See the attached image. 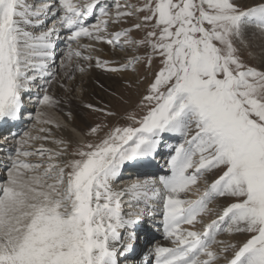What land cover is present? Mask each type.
I'll return each instance as SVG.
<instances>
[{
    "label": "snow or ice",
    "instance_id": "snow-or-ice-1",
    "mask_svg": "<svg viewBox=\"0 0 264 264\" xmlns=\"http://www.w3.org/2000/svg\"><path fill=\"white\" fill-rule=\"evenodd\" d=\"M62 34L68 80L73 60L86 62L75 65L82 74L137 65L150 74L124 124L73 127L75 141L54 135L75 120L70 110L64 121L51 115L62 104L50 94ZM103 44L126 61L93 65ZM257 47L264 65V0H0V150L13 145L0 181V264H129L137 226L157 212L171 246L157 243L133 264H264V66L243 55ZM26 96L33 126L17 133ZM169 137L178 140L168 174L118 187ZM193 190L198 198H186Z\"/></svg>",
    "mask_w": 264,
    "mask_h": 264
},
{
    "label": "rangeland",
    "instance_id": "rangeland-1",
    "mask_svg": "<svg viewBox=\"0 0 264 264\" xmlns=\"http://www.w3.org/2000/svg\"><path fill=\"white\" fill-rule=\"evenodd\" d=\"M129 2L135 4L137 3V0H129ZM111 3L112 2L104 4L109 5ZM90 22L95 23V20L93 18H90ZM134 22L135 19L132 18L128 21L127 24L115 25L113 27L115 28V30H120L124 27H130ZM133 35L139 37L140 35H142V33L135 32L133 33ZM58 46L59 44H56L55 50L58 49ZM106 46H108L111 52L117 54L120 53L118 51H114L111 46ZM84 53V55L89 54L87 52ZM140 54L143 55V52H141ZM243 55L250 64H253L257 68H260L259 64L254 62L253 57H251V53L245 51ZM56 61L57 65H59L60 59L58 58V60ZM83 62L84 61H81V63ZM76 63L77 61L73 60V64L76 65ZM85 63L86 62H84L83 65ZM94 63L95 59L92 61V64ZM136 69L137 70L135 72H128L124 73V75L119 76L105 73L99 69L100 74L107 75V80L104 81L95 77V81L98 84L97 89L87 86L91 69L86 70V72L82 74L79 71L75 70V66L73 65L70 69L73 75L72 80H68L66 79V77H60L59 72L57 71V80L50 87V94L61 100L62 104L60 109L56 110L55 113L58 114V116H64V111H72L74 116L78 117V121L76 122V130L80 133L87 131L90 126H94L97 123H106L110 126L124 124L125 121L122 119V117L128 112L136 110V105L145 94V89L151 79L150 74H148L147 70L144 67H142L141 65H137ZM62 72H64V70H62ZM98 82L103 84V88L99 87ZM60 84H64L66 88L70 89V91L65 92V90L60 87ZM129 85H131V87H129ZM85 103H91L96 105L97 107L106 108L110 111L115 112L116 115L112 117H105L102 113L91 112L90 110L83 108V104ZM28 129H30V127L26 130ZM157 162L160 163L159 161ZM140 177L141 176H139V179ZM127 179L130 180L131 178L128 177ZM201 186L202 184H200V189H202ZM202 191L203 190H201V192ZM126 211H128V209H126ZM146 238L148 239L149 237ZM225 238L226 240L228 239V237L226 236Z\"/></svg>",
    "mask_w": 264,
    "mask_h": 264
},
{
    "label": "bare ground",
    "instance_id": "bare-ground-1",
    "mask_svg": "<svg viewBox=\"0 0 264 264\" xmlns=\"http://www.w3.org/2000/svg\"><path fill=\"white\" fill-rule=\"evenodd\" d=\"M109 2H112V0H103V3H105V4H107ZM82 43L88 44L90 42L87 39H83ZM56 44H59V46H58V49L55 50L56 51L55 52L56 53L55 67H56V71L59 72V76L63 78V77H65L64 72H62L63 69H61L59 67H60L61 60L63 59L64 54L68 50L67 41L65 39L64 34H62L61 38L56 41ZM97 47L100 48L101 51L91 53L94 59L96 57H99L101 60H108V61H114L115 60V61H119L121 63L125 62L127 59L125 54L122 52H120L121 54L111 52L109 50L108 46H106V44L97 45ZM73 49L83 51L82 49H78L76 47L75 43L73 44ZM251 57H253L254 62L259 64L260 67L264 66V65H262V62H261V52H260L258 47L256 48L255 53L251 54ZM58 58L60 59L59 65H57V63H56L57 62L56 60H58ZM77 63H79L80 65H83L84 62L81 63V61H77ZM73 65L75 66V64H73ZM122 75H124V74H122ZM95 77L102 79L104 81L107 80V75L100 74L99 69H97L93 66L91 68V71H90V78L87 82L88 85L87 84L86 85L91 87V88L94 87L95 89H97L98 84L95 81ZM37 91L38 90L36 88H34L32 91V99L33 100L35 99L33 96L36 95ZM25 99L27 101V102L25 101L26 112L24 114V117L18 122V124L11 129L14 132L22 133L23 131H26L27 128H29V127L32 128V126H33V122L28 119V113H32L34 115L35 109L32 106V104L29 103V97L26 96ZM51 115H52V118L54 120H58V121H64L65 120L64 116H58V114H56L55 112L51 113ZM74 117H75V120L71 124H69L68 127L62 128L60 130H57L55 128L52 129L54 135L57 138L71 139L73 141L80 138L79 136L76 135V132L73 131V127L76 129V126H77L76 122L78 121V117L77 116H74ZM36 127H39V125H36ZM4 130H5V128H4ZM2 133H7V129H6V131H3ZM177 140H178V138H175V137L167 138L164 141V144L163 143L161 144L159 151L156 154L158 156H155L154 159L149 158L151 160L150 164H148L144 167H135V168L127 167V169L123 171V174H122L120 180L118 181V187H123L131 181L138 180L139 176H141L140 180H143L145 178L158 179L160 176L168 174L167 160L169 158V145L175 144L177 142ZM0 143H2V141H0ZM40 143L41 142L38 141L37 146H39ZM3 147L5 148L4 151L0 150V181L6 179V174L3 171V165H5L7 163V160H6L7 152L12 149L13 145L11 143H8L7 145H4ZM45 147L51 148V147H54V145H51L49 143H45ZM157 161H159L160 163H158ZM128 177H130L132 180L127 179ZM203 187H204V185L202 184L201 190H203ZM186 198L195 200L198 198V193H196L195 190H193V192L191 194L187 195ZM141 207H142V205H141ZM210 207H214V205H210ZM161 219H162V217L158 214V212L154 216H147L146 215L144 217V219L141 221V223L137 226V228H136V234H137L136 254L129 258V264H133L134 261H137L140 258L148 259L149 257L147 254L149 253L151 248L157 243H159L162 246H171L170 242L164 239L163 229H162V225H161ZM182 227L187 228L188 225H182ZM197 227L199 228V225H197ZM225 236L226 235H222L218 239L226 240ZM146 237H149V238L147 239ZM226 237H228V236H226ZM229 239L230 238L228 237L227 240H229Z\"/></svg>",
    "mask_w": 264,
    "mask_h": 264
}]
</instances>
